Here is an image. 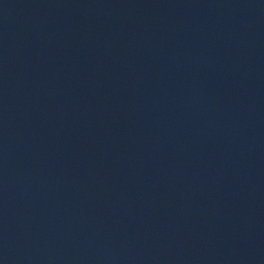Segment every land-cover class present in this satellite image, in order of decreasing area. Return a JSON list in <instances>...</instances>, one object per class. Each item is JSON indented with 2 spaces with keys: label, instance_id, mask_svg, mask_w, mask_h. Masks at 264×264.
I'll use <instances>...</instances> for the list:
<instances>
[{
  "label": "water",
  "instance_id": "1",
  "mask_svg": "<svg viewBox=\"0 0 264 264\" xmlns=\"http://www.w3.org/2000/svg\"><path fill=\"white\" fill-rule=\"evenodd\" d=\"M245 264H264V235Z\"/></svg>",
  "mask_w": 264,
  "mask_h": 264
}]
</instances>
